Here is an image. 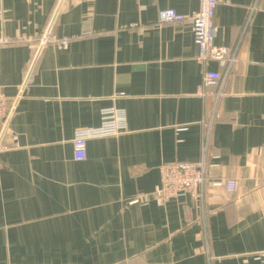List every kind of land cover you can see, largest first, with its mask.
<instances>
[{
	"label": "crops",
	"instance_id": "1",
	"mask_svg": "<svg viewBox=\"0 0 264 264\" xmlns=\"http://www.w3.org/2000/svg\"><path fill=\"white\" fill-rule=\"evenodd\" d=\"M199 3L0 0L16 38L1 48L0 264H264V0H219L216 42L238 60L218 101L200 93L191 21H158ZM108 106L127 129L77 160L76 129ZM205 138L206 196L159 204L160 164L200 160ZM228 178L236 190L214 184Z\"/></svg>",
	"mask_w": 264,
	"mask_h": 264
},
{
	"label": "built area",
	"instance_id": "2",
	"mask_svg": "<svg viewBox=\"0 0 264 264\" xmlns=\"http://www.w3.org/2000/svg\"><path fill=\"white\" fill-rule=\"evenodd\" d=\"M218 3L219 0H200L199 7L189 13L181 12L174 7H164L159 10L158 14V21L161 23L191 21L198 45L197 59L204 64L200 93L203 96H215L217 101L225 93L227 78L238 60L237 46L216 42L217 27L214 16ZM15 40L16 38L12 36L0 35V67L2 46ZM63 43L66 45L67 40H63ZM211 59L217 61L224 70L209 68L207 63ZM9 117L8 100L0 85V151L7 147L5 134ZM127 127L125 108L117 106L102 108L101 122L98 125L76 129L73 138L74 158L77 160L87 158L89 138L118 134ZM207 145L208 138H205L202 148L203 155L198 161L172 160L160 164V185L153 191V196L159 204H164L170 198L185 193L197 199L206 196L209 183V163L205 156ZM214 184L226 186L228 190L234 191L238 182L234 178H228L215 180Z\"/></svg>",
	"mask_w": 264,
	"mask_h": 264
}]
</instances>
